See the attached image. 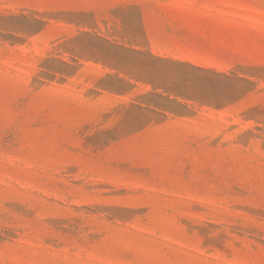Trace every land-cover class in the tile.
Wrapping results in <instances>:
<instances>
[{
    "label": "rangeland",
    "instance_id": "rangeland-1",
    "mask_svg": "<svg viewBox=\"0 0 264 264\" xmlns=\"http://www.w3.org/2000/svg\"><path fill=\"white\" fill-rule=\"evenodd\" d=\"M0 264H264V0H0Z\"/></svg>",
    "mask_w": 264,
    "mask_h": 264
}]
</instances>
